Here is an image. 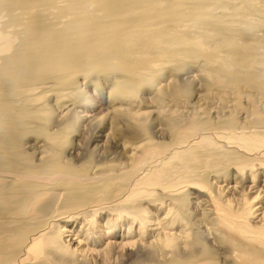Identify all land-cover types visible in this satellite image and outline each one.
Listing matches in <instances>:
<instances>
[{
  "label": "bare ground",
  "instance_id": "obj_1",
  "mask_svg": "<svg viewBox=\"0 0 264 264\" xmlns=\"http://www.w3.org/2000/svg\"><path fill=\"white\" fill-rule=\"evenodd\" d=\"M201 1L0 0V264H126L127 250L164 264H264V18L257 5L214 14L226 9L215 0L213 16L194 19ZM198 55L210 67L183 73ZM99 68L112 106L79 111L93 103L78 79ZM144 85L159 95L140 111ZM104 125L97 138L140 141L119 143V160L102 143L85 156L72 136ZM209 146L225 150L219 166L201 160ZM169 158L198 164L165 170ZM229 168L241 178L221 186Z\"/></svg>",
  "mask_w": 264,
  "mask_h": 264
},
{
  "label": "rangeland",
  "instance_id": "obj_2",
  "mask_svg": "<svg viewBox=\"0 0 264 264\" xmlns=\"http://www.w3.org/2000/svg\"><path fill=\"white\" fill-rule=\"evenodd\" d=\"M251 1H252V3H251ZM257 1H255V0H226L224 2H220L219 1L218 5L223 3L222 5H225L226 9L225 8H223L224 10L223 9H216L214 11V14L223 13L224 15H226V14H228L231 11V9H232L231 13L239 14V13H243L244 12V8L249 9L252 6L254 7V5L255 6L257 5L256 6V8H257L256 12L257 13L251 12V14L254 13L257 16H261V17L264 18V10H263L264 7H261V6L258 5L260 3L264 5V0H257ZM189 5L193 6L195 8V9H189L188 10L189 16H191L195 12L193 14L194 15L193 16L194 19H199L200 20V19H202L205 16H207L208 19L211 16H213V9L217 6V3H216L215 0H207V1L202 0L200 2V4H198L197 2H193V3L189 4ZM200 7H202V8H200ZM198 8H200V9H198ZM203 24L204 23H202L199 26V28L202 31H205V30L209 29V27L207 25H203ZM204 38L205 37L197 38V39H204ZM193 39H195V38H193ZM250 40L251 39H244L243 38V41H245V42L250 41ZM263 42H264V38H262V42L261 43H263ZM185 61H186L185 62V68H184L185 70H184L183 73L189 71L190 75H192V76H197L200 72L203 74L206 71V69H208L210 67V65L205 62L204 55H198L196 58H192L190 60H185ZM99 69H100L99 71L95 72L94 74H92L90 76V79H89L88 82H86V80H84V79L82 81L81 78L78 79L77 89H79V92L81 94H84L85 99H88L89 101H91L93 103V105H90L88 103L85 104V105L77 103L79 105V108H77L79 111H86V112H89V113L92 112L91 114L95 115L96 113H98V111L99 112L102 111V113L106 112V110L108 108L110 109V107L112 106V105H110V102L112 101V99L109 97V93L111 91V84H110L111 82L108 81V77H106L104 74L101 73V71H102L101 68H99ZM173 73H174V75H179V76L182 74L181 72H173ZM169 74H172V73L170 72ZM200 79H201V77L199 78V80ZM155 80L159 81L160 79H155ZM196 83H197V81L195 80V83L193 84V86L195 85L193 87L194 90H192V91H195V89H198ZM162 84H165V83H161V85ZM161 85H160V88L162 87ZM192 91H190V93H191L190 95H192V94L195 95L194 94L195 92H192ZM138 93L140 94V103H141V105L138 104L139 107L141 108L140 111L149 110L148 108L152 107L156 103V97H158V95H159V93L157 91H154L152 85H150V86L144 85L142 90H140ZM45 98H46V100H45ZM47 98L48 97H44V99H43L44 102L46 101L45 104H48L49 106H51L52 104L55 105V102H54L55 97H53V101L52 102H48ZM166 100H168V98ZM61 102H63V101H61ZM74 104H76V103H74ZM61 106H63V105H61ZM58 107L56 108V106H54L52 109L56 112ZM89 109H91V111H87ZM118 123H119L118 126L122 125L120 122H118ZM104 127L105 128L99 130L98 133L96 134V136H93L92 138H90V131L91 130L86 128V130L83 131L82 133H80V135L79 134H75L77 136H72L71 140H74L77 137L81 138V140L85 143V148H86L85 149V151H86L85 152V156H88L89 154L91 156L94 155V152L92 150L93 146L95 144H99L100 145L102 143V146L103 145L105 146L106 151L107 152L109 151L108 154H107V152L105 154L106 161H112L113 159L119 160L118 159L119 155L117 153V145L119 143H125L126 145H133V143L136 144V143H138L140 141L139 137L133 136L131 134L119 135V137H117L115 139V141L112 140V139H109L108 141H106L105 138H97V135L100 132H102L105 135L107 134V130H106L107 125H104ZM67 129L65 128L64 132L65 133H67V132L70 133L71 130L70 129L67 130ZM170 133H171V135H174L176 133V131L175 130H171ZM164 137L165 136L161 135L160 137H154V139L156 141L154 139L153 140H154V142L158 141V143L159 142L160 143H164L163 145L168 144V139L166 137L165 138ZM120 138L121 139L123 138L124 140L123 139L121 140ZM131 139H133V140H131ZM117 140H119V141H117ZM224 151L225 150L222 149V148H216L214 146H209L207 148V150H206V154L202 155L201 160H203V161H205L207 163H212L214 166H219L225 160ZM92 158H93V156H92ZM100 161L103 162L102 160H100ZM197 164H198L197 161L194 160V159L193 160H179V159L169 158V159H167L166 163L163 165V168H165V170H167L171 166H177V167L183 168L186 171V173H192L193 172V168L196 167ZM262 167L264 168V164L262 165ZM221 168L222 167H218V169H221ZM245 168L249 169L248 171H250L251 174H252L253 170L256 169V167H253L252 169H250V165L246 166ZM221 172H222V176H220L218 178V182L221 183V186H232L235 183H237L240 180V178H241V173L238 172L239 175L235 176L234 179H231V177L234 176V173H235L232 170V168H229L228 171L222 170ZM257 178L258 179L256 180V183H255L256 185H258V183H260V181L264 180V174L261 173V175H257ZM194 191H195L194 188H190L188 190V192L186 193V195L183 197L184 200L185 201L191 200L192 193H194ZM253 191L248 193L246 195V198L247 197H250V198L253 197L255 195L253 193ZM148 201H149V204L153 208H155V207L157 208L158 207L157 204H159V196L155 195V196L149 198ZM261 201H262V198H261V200H257L255 202V204H257L256 205L257 207L260 206ZM192 208H191V213L192 212H194V213H192V214L188 213L187 217L193 215L192 217H195V218L199 219V217H200V212H198L199 209L195 210L194 206H192ZM197 214H199V216ZM162 215H164V212H163ZM203 218L204 217H202V219ZM141 258L142 257L138 258L137 256H135L134 252L131 251V250H127L126 251V260H125L126 264H137V262H140L138 264H143L144 258H142V259ZM144 263L145 264H164V259L163 258H151V260H148V261L144 260ZM227 264H230L229 261L227 262Z\"/></svg>",
  "mask_w": 264,
  "mask_h": 264
}]
</instances>
